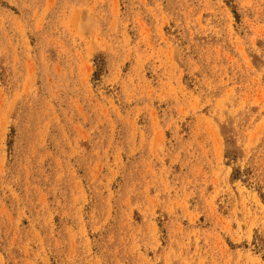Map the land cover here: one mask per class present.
I'll use <instances>...</instances> for the list:
<instances>
[{
	"label": "rangeland",
	"instance_id": "obj_1",
	"mask_svg": "<svg viewBox=\"0 0 264 264\" xmlns=\"http://www.w3.org/2000/svg\"><path fill=\"white\" fill-rule=\"evenodd\" d=\"M0 264H264V0H0Z\"/></svg>",
	"mask_w": 264,
	"mask_h": 264
}]
</instances>
